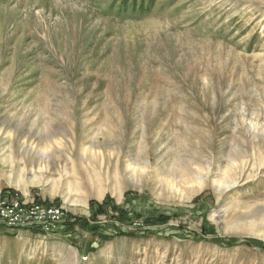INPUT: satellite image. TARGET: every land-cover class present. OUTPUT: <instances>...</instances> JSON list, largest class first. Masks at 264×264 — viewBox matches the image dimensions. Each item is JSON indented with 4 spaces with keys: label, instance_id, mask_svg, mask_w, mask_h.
I'll return each instance as SVG.
<instances>
[{
    "label": "rangeland",
    "instance_id": "374dc122",
    "mask_svg": "<svg viewBox=\"0 0 264 264\" xmlns=\"http://www.w3.org/2000/svg\"><path fill=\"white\" fill-rule=\"evenodd\" d=\"M9 197L80 222L0 264H264V0H0Z\"/></svg>",
    "mask_w": 264,
    "mask_h": 264
},
{
    "label": "built area",
    "instance_id": "2783aa9c",
    "mask_svg": "<svg viewBox=\"0 0 264 264\" xmlns=\"http://www.w3.org/2000/svg\"><path fill=\"white\" fill-rule=\"evenodd\" d=\"M68 215L63 209L42 204H25L5 198L0 200V229L39 231L44 235L65 232ZM83 261H88L84 257Z\"/></svg>",
    "mask_w": 264,
    "mask_h": 264
},
{
    "label": "trees",
    "instance_id": "16d2710c",
    "mask_svg": "<svg viewBox=\"0 0 264 264\" xmlns=\"http://www.w3.org/2000/svg\"><path fill=\"white\" fill-rule=\"evenodd\" d=\"M123 6L124 7L128 6V3H125ZM127 9H128V7H127ZM135 9H132V10H135ZM106 205H107V203H104L102 206L99 207V212L100 213L104 211V209L106 208ZM79 222H80L79 219H72V218H68L67 219V221L65 223V225L67 227L66 231L70 232V237L71 238L75 237V235H76L75 229H76L77 225L79 224ZM106 239L110 240L111 238H106Z\"/></svg>",
    "mask_w": 264,
    "mask_h": 264
}]
</instances>
